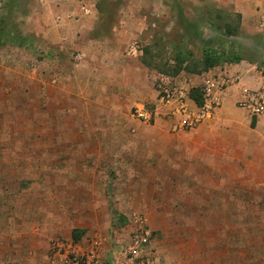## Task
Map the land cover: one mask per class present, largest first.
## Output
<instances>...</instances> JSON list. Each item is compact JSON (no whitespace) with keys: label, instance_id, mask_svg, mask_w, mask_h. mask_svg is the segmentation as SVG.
Listing matches in <instances>:
<instances>
[{"label":"rangeland","instance_id":"rangeland-1","mask_svg":"<svg viewBox=\"0 0 264 264\" xmlns=\"http://www.w3.org/2000/svg\"><path fill=\"white\" fill-rule=\"evenodd\" d=\"M45 1L5 0L3 4L2 0L0 3V59L13 67L18 64L22 69L19 75L26 80V87L16 97L9 90L0 92V264H86L82 255L93 242H97L98 255L94 261L102 258L105 260L101 264H113L119 243L137 227L139 219L146 225L147 217L157 224L154 233L164 248L162 255L177 259L181 252L199 247L201 254L217 256L213 264H264V184L241 181L244 165L238 159L222 161L216 156L211 159L215 161L211 166L203 165L202 161L189 163L191 152L177 148V144L187 139L170 133L191 129L180 128L175 117L174 121L173 117L163 115V120H171V124L154 119L144 123L132 117L143 128L137 140L153 144V149L133 150L137 159L150 153L154 160L161 153L168 158V164L160 165L157 160L154 175L147 174L146 177L154 180H137L128 187L134 189L130 191L132 214H88L78 210L85 199L79 183L74 181L83 173L79 163L83 151L70 148L69 135L49 133L46 109L41 108L40 118L34 116L37 102L32 100L31 72L36 53H33L31 34L25 30L27 25L22 26L20 17H25L26 22L27 17L44 11ZM85 2L96 4L99 17L106 19L104 25L112 17L120 26L124 25L118 22L122 17L136 19L134 33L123 44L125 53L135 43L142 49L141 57L148 48V55L143 56L145 61L151 60V68L167 76L172 73L177 45H184L190 58L197 61L201 56L200 38L218 35L207 18L214 15L212 9L239 14L224 5L223 0ZM247 17H255L244 24L248 31L228 39L254 51L261 47L255 35H264L262 14ZM15 47L23 52H15ZM176 75L188 77L185 72ZM236 106L241 108L237 102ZM160 125L166 128L167 137L143 134L146 128ZM158 143L161 148L154 147ZM166 144L170 148L162 150ZM182 152L188 154V160H180L187 161L184 165L177 163ZM71 159L76 160L75 165ZM158 173L161 180L155 181ZM73 187L77 190H72ZM104 187L111 204L118 201L117 189L120 193L129 192L124 183L107 182ZM138 209L146 210L142 213ZM81 223L91 226L74 242L71 229L80 227ZM118 234L123 235L118 237ZM203 259L207 264L206 258Z\"/></svg>","mask_w":264,"mask_h":264},{"label":"crops","instance_id":"crops-1","mask_svg":"<svg viewBox=\"0 0 264 264\" xmlns=\"http://www.w3.org/2000/svg\"><path fill=\"white\" fill-rule=\"evenodd\" d=\"M223 1L240 14L242 34L248 31L244 24L255 18L247 17L248 14H262L264 20V0ZM98 12L96 4L85 0H46L44 11L27 17L26 22L25 17H20L22 26L27 25L25 30L31 34L33 53H36L31 72L32 100L37 102L34 116L40 118L41 108L46 109L49 133L69 135L70 148L83 151L79 160L83 173L74 181L79 183L81 196L85 199L78 210L88 214H132L130 191L134 189L128 187L137 180H154L146 176L155 172L157 160L160 165L168 164V158L162 153L159 158L155 157L157 160L151 158V153L137 159L133 150L153 149V144L137 140L143 128H139L129 115L137 105L152 108L157 104L159 72L147 66L143 56H129L123 49L127 37L129 39L136 29V19L122 17L118 22L124 25L120 26L112 17L108 25H104L106 19L99 17ZM20 48L15 47V52H23ZM77 53L80 61L74 58ZM7 63L0 59V92L9 90V94L16 97L15 94L26 87V80L20 76L22 69L18 64L13 67ZM214 69L224 70L236 78L226 89L222 104L190 131L170 135L187 139L181 145L177 144V148L191 152L189 163L202 161L203 165L211 166L215 164L211 159L216 156L222 161L238 159L241 166L244 165L241 181L264 184V117L251 116L236 106V101L246 90H264V73L256 64L247 61L224 63ZM185 74L192 86L197 87L200 74ZM162 114L155 116L154 121L171 124V120H163ZM165 129L164 125L151 126L143 134L167 137ZM155 146L161 148V144ZM168 148L166 144L162 150ZM182 153L177 163L184 165L187 161L182 163L180 160H188V154ZM71 160L75 165L76 160ZM140 167L142 171L137 172ZM160 176L158 173L155 181H160ZM107 182L124 183L129 192L120 193L117 189L115 199L118 201L111 204L105 195L104 184ZM145 210L138 209V212ZM146 219L152 233L151 246L159 257L158 264H204L203 258L207 264L215 262V254V257L203 255L199 247L184 254L181 252L177 259L162 255L164 248L154 233L157 224L150 217ZM79 226L71 229L72 240L73 229H84V233L74 242H78L91 225L81 223ZM122 235L118 234V237ZM104 260L94 262L101 264Z\"/></svg>","mask_w":264,"mask_h":264},{"label":"built area","instance_id":"built-area-1","mask_svg":"<svg viewBox=\"0 0 264 264\" xmlns=\"http://www.w3.org/2000/svg\"><path fill=\"white\" fill-rule=\"evenodd\" d=\"M264 30V20L261 23ZM127 54L138 57L142 49L136 43L127 50ZM74 58L80 61V54ZM234 76H229L224 70L208 69L200 73L198 88L202 102L197 105L189 96L192 86L190 79L175 75L157 74V104L147 107L144 104L132 109V117L149 123L160 113L165 116L176 117L180 128L192 129L212 115L219 107L226 89L235 82ZM196 87V86H194ZM237 104L251 116L264 117V90H246L236 101ZM152 233L142 219L128 236L122 240L113 255V264H158V254L151 246ZM97 242H93L89 250L82 255L86 264L94 262L97 255ZM74 261L78 259L74 257Z\"/></svg>","mask_w":264,"mask_h":264},{"label":"trees","instance_id":"trees-1","mask_svg":"<svg viewBox=\"0 0 264 264\" xmlns=\"http://www.w3.org/2000/svg\"><path fill=\"white\" fill-rule=\"evenodd\" d=\"M213 16L207 17L212 30L218 35L200 38L201 50L200 59L193 61L190 58L189 51L184 45L180 44L175 47L174 65L171 68L172 76L180 72L200 74L208 69L221 66L224 63L247 61L251 64H256L264 73V35H255V38L260 41V46L257 50H250L245 45L231 41L228 38L241 34V17L240 14H227L220 9L214 8L211 10ZM225 15V16H224ZM148 48L144 49V55H148ZM259 58H258V57ZM151 61V60H150ZM143 62L147 66L152 67L151 62ZM190 98L200 105L202 96L198 87H191L189 92ZM84 233V229H73V240H77Z\"/></svg>","mask_w":264,"mask_h":264}]
</instances>
